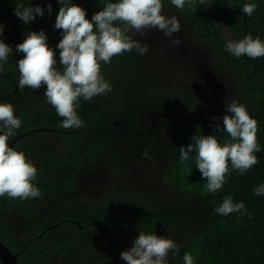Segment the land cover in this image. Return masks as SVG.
Returning <instances> with one entry per match:
<instances>
[{
  "label": "trees",
  "instance_id": "obj_1",
  "mask_svg": "<svg viewBox=\"0 0 264 264\" xmlns=\"http://www.w3.org/2000/svg\"><path fill=\"white\" fill-rule=\"evenodd\" d=\"M71 2L88 7H93L96 3L95 0ZM162 3L163 14L178 19L180 32L173 38L161 32L160 38L158 35L154 37L153 29L145 33V45L163 39L168 42L170 50L160 70L152 71L147 52L141 55L136 50L115 56L110 64L102 65L101 71L112 90L90 101H80L77 114L83 120V125L67 136L69 141L76 137L79 141L73 146L70 155L65 153L63 159L54 154L47 156L48 143L39 142L38 136L34 135L20 137L12 147L23 152L37 168L35 182L42 181L47 184V192L51 191V187L72 189L80 173L98 164L107 172L110 163L117 164V156L126 152V163L117 164L124 176L120 190L103 192L84 210L90 213L97 205L102 211L106 231H112L116 234V239L125 241L140 223L151 226L150 223L164 221V218H171L172 221L192 219L194 234L187 243L183 241L184 247H179L180 251L173 264H181L184 253H192L194 250L197 252L192 253L195 264H264V196L253 194L256 187L264 184V68L262 65L258 66V77L261 76L263 80L256 82L248 74L254 63L247 61L244 69L238 66L234 70L232 84L227 85L225 91L221 89L225 97L231 101L232 98L239 101L247 108L249 115L258 121L257 138L261 151L256 155L259 162L244 175L232 171L222 189L202 195L206 181L202 180L200 171L195 167V153H190L189 159L180 163L179 148L192 143L194 135H214L221 144L227 139L226 133H221L214 127L215 124L223 127L222 117L227 114L223 106L224 98L215 99L210 94L211 89L204 84L217 80L219 74L224 73V55H218L215 59L218 74L208 75L197 71L194 68L198 61L197 56L191 50L183 49L181 45L186 47V39L190 44H198L209 36L214 37L212 25L200 23L193 18L201 9L199 4L196 5L197 11L193 12L187 7L184 10L177 9L171 5L170 0H162ZM20 6L30 5L26 0H0V17L8 23V26L4 25L6 41L3 42L13 47L21 42L22 37L30 34L26 31L27 25L14 14V9ZM44 21L35 18L32 22L39 27ZM174 38H179L181 45L173 44ZM135 68L140 70L135 71ZM198 72L206 77L202 78ZM150 74V82L140 83V77L148 78ZM133 90H138L139 93L134 102L141 96L144 102L140 105L143 106L131 107L128 92ZM174 90L180 92L177 98L168 96ZM44 108L49 110L51 107L44 104ZM53 112L54 114H48L46 111V114L50 121H55L60 127L62 118L55 110ZM63 136L66 137V134L63 133ZM90 151L92 154L88 155ZM144 151L148 152L149 159L143 158ZM151 171H154L157 178H168L167 183L161 181L160 187L163 190L159 192L151 210H146L145 205L130 207L126 197L112 196L127 189L129 181L126 183L125 179L131 177L130 189L142 187L146 199L150 198L152 201V185L146 183V176ZM97 189L103 187L98 186ZM229 195L234 203L243 201L247 213H232L227 216L217 214L214 209ZM113 197H117V200ZM2 204L0 202V206ZM7 207H15L14 210L25 212L27 221L35 220L31 227L37 230L32 235L49 224L46 214L40 220L34 215L30 216L31 208L35 207L34 201L21 203L10 200ZM77 213L73 209L61 211L62 215ZM6 222L7 218L0 220V239L10 250L16 251L29 238L26 240L24 230L20 229L13 236ZM75 243L66 238L64 233L60 234L58 228H51L32 239L23 249V253L19 254L18 261L22 264H34L36 252H56L59 247L67 255H78L84 251L73 263L76 264L86 253L98 249V243L92 238H87L85 245Z\"/></svg>",
  "mask_w": 264,
  "mask_h": 264
},
{
  "label": "clouds",
  "instance_id": "obj_2",
  "mask_svg": "<svg viewBox=\"0 0 264 264\" xmlns=\"http://www.w3.org/2000/svg\"><path fill=\"white\" fill-rule=\"evenodd\" d=\"M26 1L30 6L16 7L14 14L24 25L30 24L34 27L32 21L35 18L39 21L38 16H43L44 9L39 5L34 7L31 0ZM95 2L93 7H88L84 4H74L71 0H57L60 8L55 18L54 29L61 31V39L55 46L59 50V69L56 66V52L48 46L43 30L30 31L23 42L14 47L0 39V71L5 68L8 70L9 65L15 64L19 73L18 87L21 90L36 91L46 86L44 91L46 101L62 118L59 128L67 130L64 132L66 137L59 131L67 144L65 148L57 151V157L61 159L64 158L65 153L70 155L73 146L79 141L77 137L69 141L67 136L75 133V128L83 125V120L77 114L80 101H90L112 90L101 71V66L110 64L115 56L136 50L141 55L147 52L152 71L160 70L170 50L168 42L163 39L145 45V33L153 29L154 37L158 35L160 38L161 32L173 38L180 32L178 19L163 14L162 0H116V2L95 0ZM170 3L177 9L184 10L187 7L193 12L197 11L196 5L199 4L201 9L193 18L200 23L212 25L215 38L209 36L210 39L207 37L201 43L190 44L186 39L185 47L180 44L179 38L172 39L173 44H180L183 49H189L197 56L196 67L194 65L197 71L208 75L218 74L215 59L218 55H224L222 57L226 68L224 73L219 74L217 80L204 84L211 89L210 94L215 99L224 98L223 106L227 114L222 117L223 127L220 124H215L214 127L219 132L226 133L227 139L221 144L214 135H194L192 143L179 148L180 163L187 161L190 153H195V167L200 171L202 180L206 181L202 195H207L222 189L232 171L244 175L259 162L256 155L261 151L257 138L258 121L249 115L247 108L239 101L233 98L231 101L225 97L221 89L225 91L226 86L232 84L234 70L238 66L244 69L247 61L254 63L248 74L256 82L260 83L263 80L261 76L258 77V66L262 65L264 68V0H170ZM47 11L51 13L50 4L47 6ZM3 31L4 27L0 24V36ZM206 51H209L211 58ZM198 54L204 55V58L199 56L203 59L207 71L213 68L214 72L206 73L201 69ZM11 57L15 58L9 61ZM137 70L140 69L135 68V71ZM202 74L200 76L205 78L206 76ZM139 81L142 84H145V81L150 82L151 74L148 78L140 77ZM179 94L180 92L174 90L170 91L168 96L177 98ZM128 95L132 103L131 107L143 106L140 105L144 102L141 96L134 102V98L139 95L138 90L128 92ZM21 126L22 121L15 115L13 105L0 103V198H8L0 207H7L10 200H18L21 203L34 201L35 207L31 208L30 216L40 208L44 209L43 213L48 217L58 214L57 221L62 222L58 228L59 232L65 227L72 226L76 230L72 229L64 233L65 237L70 239L75 237V242L81 245L87 244V238L90 237H83L79 232L90 233L94 229L101 231L106 229L99 207L90 210V213L84 210L103 192L120 190L119 186L123 184L124 176L119 166L110 163V168L105 172V168L98 164L80 173L72 189L51 187V191L47 192V184L42 181L35 182L38 175L37 168L23 152L9 146V141ZM87 154L91 155L92 152ZM143 158L149 159L147 151H144ZM86 176L93 178V182L89 186L84 185L87 186L86 193H79L76 190L82 186L77 179L84 182ZM162 178L158 177L151 206L144 207L146 210H151L153 202L163 190L160 187L161 181L167 183V176L163 180ZM125 180L126 183L129 181V179ZM98 186L103 189H97ZM253 194L264 196V184L256 187ZM129 204L130 207L133 205L131 202ZM63 209H73L78 213L62 215ZM214 211L221 216L247 213L244 202L234 203L231 195L224 197ZM2 213L0 210V215H3ZM23 214L27 217L25 212ZM63 219L69 220L61 221ZM174 222L183 224L184 228L175 232L170 239L157 236L155 233L139 232L131 248L121 251L117 260L126 264H168L169 253L175 256L180 251L179 247H184L183 241L187 243L194 234L193 220L181 218L172 221L171 218H164V221L150 223L152 230L155 231L159 225ZM146 225L149 226L147 223ZM0 241L2 242L1 239ZM92 251L95 250L89 253ZM192 253L197 252L194 250ZM192 253L185 252L182 263L195 264Z\"/></svg>",
  "mask_w": 264,
  "mask_h": 264
},
{
  "label": "flooded vegetation",
  "instance_id": "obj_3",
  "mask_svg": "<svg viewBox=\"0 0 264 264\" xmlns=\"http://www.w3.org/2000/svg\"><path fill=\"white\" fill-rule=\"evenodd\" d=\"M34 3V7L39 5L41 8L44 9L43 16H38L39 21L42 20V17L45 19L44 22L40 24L39 27L37 26H30L27 25L26 31H35L39 32L43 30L47 37L48 46L53 48L56 52V61H57V68H60L59 63V50L56 49V44L61 39V31L54 29V23L56 15L59 11V4L57 0H31ZM51 5V13L47 11V6ZM45 13L47 14L45 16ZM0 24L4 27V33L0 38L6 41L5 33V26H8V23L5 19L0 17ZM5 25V26H4ZM25 37H22V41ZM15 57H11L9 61L13 60ZM9 67V66H8ZM6 69V68H5ZM3 69L0 71V103H7L13 105L15 109V115L22 121V126L19 130H17L16 135L9 141V146L12 147L14 143L22 136L25 135H34L38 136V141L43 142L46 141L48 143L47 146V156L51 155H58V149L65 148L67 146L66 142L63 140L60 132H66L67 130L61 129L55 124V121H50L48 118V114H54V108L47 103L46 97L44 95L45 87H41L36 91H32L30 89H19L18 87V79L19 73L15 64H13L10 69L5 70ZM62 71V69H60ZM13 71V73H12ZM45 106H50L49 110H45ZM48 111V114H46ZM53 170V167H51ZM78 183L82 186L78 190L79 193H86L87 186L93 182V178L86 176L85 181L83 182L81 179H77ZM91 189V187H89ZM5 199L8 198H0V202L4 203ZM15 207H0V210L3 212V215H0V220H4L7 218V228L11 231L14 236V232L18 229L24 230L28 241L22 245V248L12 251L13 254L16 256V264H22L18 261V257L23 253V249L30 243L32 239H36L42 232H46L51 228H59L62 225V222L58 220V214H55L54 217L48 218V226L44 228L39 233L32 235L35 233L37 229L31 227L32 223H35V220L27 221V218L21 211L14 210ZM44 209L40 208L37 209L33 214L37 220H40L44 216L43 213ZM32 215V216H33ZM69 219H63L61 221H68ZM13 223V224H12ZM6 228V229H7ZM36 241V240H35ZM35 247V246H33ZM59 249V247H58ZM56 250V252H51L50 250L44 251L41 254L40 252H36L35 254V261L34 264H73V260L77 259V257L82 256L83 253H79L78 255H67L60 250ZM20 254V255H19ZM90 253H86L85 256L80 259L79 264H82L83 261H89ZM20 258V257H19ZM79 259V258H78ZM0 264H3L0 261Z\"/></svg>",
  "mask_w": 264,
  "mask_h": 264
},
{
  "label": "rangeland",
  "instance_id": "obj_4",
  "mask_svg": "<svg viewBox=\"0 0 264 264\" xmlns=\"http://www.w3.org/2000/svg\"><path fill=\"white\" fill-rule=\"evenodd\" d=\"M35 26H37L36 23H34ZM211 37H208L210 39ZM206 53L209 55V51H206ZM198 54L200 67L204 72L206 73H212L215 70L213 68H210V71H207L206 65L203 64L204 55ZM211 58V55H209ZM13 73V71H12ZM130 151H132L131 148H128ZM133 152V151H132ZM128 157V154L124 152V154L117 156L116 162L118 165L122 163H126V159ZM127 173V172H126ZM129 175V173H127ZM157 177L155 176L154 171H151L146 176V183L147 185H152L150 188V193L153 195L155 192V184L157 183ZM131 177L129 178V186ZM128 183V181H127ZM128 186L127 189H124L120 192L112 194V196H124L126 197L129 202L133 203V206L141 207L142 205H145V207L151 206V200L150 198L146 199L147 196L145 194V191L141 188H138L136 190L130 189ZM99 196V195H98ZM115 200H117V197H113ZM96 207H98L96 205ZM138 228L133 231L131 234V237L128 240L121 241L116 239V234L112 233V231H101L94 229L90 233L87 232H79L83 237H90L94 239L95 243H98V250L92 251L89 255V261L85 262L83 261L82 264H126L122 263L121 261L117 260L120 257L121 251H125L131 248L134 239L139 235V232H144L145 234H153L155 233L157 236H164L165 238L170 239V236H172L175 232L182 230L184 228V225L179 222L174 223H167L162 224L156 227V230L153 231L151 226H148L146 224L140 223L137 226ZM73 228L72 226H68L60 230V233H68ZM76 230V229H75ZM173 237V241H174ZM73 243H75V237H73ZM76 244V243H75ZM175 256L172 255L170 252L168 255V264H173ZM184 264V263H181Z\"/></svg>",
  "mask_w": 264,
  "mask_h": 264
},
{
  "label": "water",
  "instance_id": "obj_5",
  "mask_svg": "<svg viewBox=\"0 0 264 264\" xmlns=\"http://www.w3.org/2000/svg\"><path fill=\"white\" fill-rule=\"evenodd\" d=\"M16 256L0 241V260L3 264H16Z\"/></svg>",
  "mask_w": 264,
  "mask_h": 264
}]
</instances>
